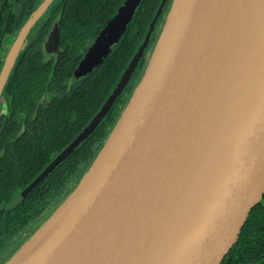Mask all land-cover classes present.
<instances>
[{"label":"water","instance_id":"95a60500","mask_svg":"<svg viewBox=\"0 0 264 264\" xmlns=\"http://www.w3.org/2000/svg\"><path fill=\"white\" fill-rule=\"evenodd\" d=\"M55 2L44 0L11 44L0 102L31 30ZM139 3L121 8L77 77L103 61ZM161 12L104 111L143 58ZM263 199L264 0H172L91 167L0 264H223Z\"/></svg>","mask_w":264,"mask_h":264},{"label":"flooded vegetation","instance_id":"af4514ba","mask_svg":"<svg viewBox=\"0 0 264 264\" xmlns=\"http://www.w3.org/2000/svg\"><path fill=\"white\" fill-rule=\"evenodd\" d=\"M43 1L44 0H38L37 6ZM128 1L129 0H124L112 19L104 27H101L95 37L88 39L86 46L70 61L67 56H63L65 47L62 45V33L59 20L53 21L52 23H41L46 17V13L29 34L23 53L20 55L13 69L11 78L16 76L21 69L26 74L45 68H51L52 72L51 77L44 85L45 87L43 86L37 89V91H40L44 88L39 92L40 95L38 100L36 101L35 98H31L29 101L30 107L31 104L34 107L32 112H30L29 108L28 111L19 116L13 111V124L18 125L22 123V127L16 132L12 142L16 143L17 140L26 133L28 127L29 132H31L30 135L33 132L42 133V135H31L33 140L38 142L39 136H41L42 139H45L47 135L54 137L55 131L61 126L64 128L62 135L63 142L62 147L54 151L57 153L54 154L50 162L46 164L37 177L27 184L19 193L12 195L8 199L6 197L0 202V262L14 250L22 239L31 233L35 223L44 219L51 209L59 205L66 195L77 186L109 138L114 127V115H116V124L145 72L147 63L155 47H151L152 41L156 39L157 42L158 40L172 0H161L155 16L158 14L161 7L162 12L143 58L132 72L130 79L120 93L109 105H107L105 111L104 107L113 90L124 77L129 63L124 69L119 81L105 97L100 88L102 82L100 81L102 68L118 51L124 37L134 25L136 16L143 7L144 0H140L125 31L120 35L119 39L110 46L109 52L103 61L99 65L94 66L86 75L77 77L82 62L96 43L101 32L115 18L121 8L127 6ZM55 32L59 35L56 46L54 45L55 42L53 39ZM14 39V37H11L10 40H8L5 46L6 51L9 50L11 46L10 42H13ZM61 59L62 62L60 63ZM23 61L24 63H22ZM14 83L13 89L16 92L17 85L16 82ZM130 88H132L131 93L129 92ZM6 95L4 91L3 100L0 102V123L6 119V111L8 109ZM124 103L125 105L123 106ZM96 118L97 120L95 121ZM94 121L95 124L92 129L84 135L85 131ZM64 142L66 145L63 144ZM74 143H76L75 146ZM71 147L73 148L66 153ZM39 190H47L49 193H47L45 197H40V199L35 202L36 207L39 208L36 210V218L31 219L32 221L29 225L21 226L22 228L16 230V225L13 224V222H15V216L22 218L26 217V215L23 214V212H27L24 207L27 205V202L31 201L34 193Z\"/></svg>","mask_w":264,"mask_h":264},{"label":"trees","instance_id":"16d2710c","mask_svg":"<svg viewBox=\"0 0 264 264\" xmlns=\"http://www.w3.org/2000/svg\"><path fill=\"white\" fill-rule=\"evenodd\" d=\"M37 1L0 0V69L8 52L5 48L6 43L11 37L15 38L17 36L20 28L41 4L37 6ZM59 1L57 0L53 4L41 23L60 21L62 45L65 47L63 56H67L69 61L76 57L79 51L86 46L88 39L95 37L101 27H104L112 19L124 2V0ZM160 3L161 0L143 1V7L138 12L134 25L124 37L118 51L102 68L100 88L104 97L119 81L124 69L146 36ZM155 44L156 39L152 41L151 47H154ZM61 62L62 59L60 60ZM51 72V68H45L26 74L21 69L16 76L10 77L6 86L8 109L6 111V119L0 123V202L24 189L50 162L54 154L57 153L54 151L62 147L63 126L55 131L54 137L47 135L45 139H42L39 136L38 142H35L31 135H42V133L33 132L30 135L31 132H29V127L27 126L28 130L26 133L16 143L12 142L14 135L22 127V123L13 124V111L19 116L28 111L29 108L30 112H32L34 107L32 104L30 107L29 101L31 98L38 100L39 92L44 88L40 91H37V89L46 84L51 77ZM14 82L17 85L16 92L13 89ZM131 91L132 88L129 89L130 93ZM115 118L116 115H114L113 119L114 126ZM63 144L66 145L65 142ZM47 193H49L47 190H39L34 193L31 201L27 202L24 207L27 212H23V214L26 217L15 216L13 224L16 225V230L29 225L32 221L31 219L36 218V210L39 208L36 207L35 202L40 197H45ZM40 222L34 224V229ZM223 264H264V199L255 206L245 225L238 245L230 252Z\"/></svg>","mask_w":264,"mask_h":264},{"label":"rangeland","instance_id":"374dc122","mask_svg":"<svg viewBox=\"0 0 264 264\" xmlns=\"http://www.w3.org/2000/svg\"><path fill=\"white\" fill-rule=\"evenodd\" d=\"M14 41V40H13ZM13 42L11 41L10 44H12Z\"/></svg>","mask_w":264,"mask_h":264}]
</instances>
